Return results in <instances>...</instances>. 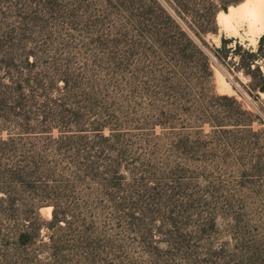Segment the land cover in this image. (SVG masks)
<instances>
[{
    "label": "rangeland",
    "instance_id": "374dc122",
    "mask_svg": "<svg viewBox=\"0 0 264 264\" xmlns=\"http://www.w3.org/2000/svg\"><path fill=\"white\" fill-rule=\"evenodd\" d=\"M174 2L0 0V127L81 130L101 160L56 192L50 233L0 228V264H264V0Z\"/></svg>",
    "mask_w": 264,
    "mask_h": 264
},
{
    "label": "trees",
    "instance_id": "16d2710c",
    "mask_svg": "<svg viewBox=\"0 0 264 264\" xmlns=\"http://www.w3.org/2000/svg\"><path fill=\"white\" fill-rule=\"evenodd\" d=\"M174 1L172 0L173 3ZM172 10L175 16L168 12L167 14L176 22L180 12L176 8ZM223 11L226 12L225 9ZM216 12L217 10L211 6L200 17L213 24ZM189 38L191 39L190 36ZM192 42L195 44L194 40ZM221 42L223 43L224 40ZM204 55L209 61L208 56L205 53ZM250 55L252 57L250 66L257 70L255 62L259 58H264V35L258 39L257 51ZM258 89L264 92V86ZM26 120H28L27 117L24 118V121ZM4 131L5 137H0V228H6L7 237L12 239L16 248L27 247L42 237L43 229L50 233L57 222H64L63 217L56 215L54 207L56 192L59 188L65 189L64 182L68 178L76 181H83L87 177L97 178L99 176L98 162L101 160L100 156H97L96 161L87 159V154L94 145L90 148L86 144H75V147L69 141L70 138L84 141L86 136L81 130L72 131V137H61L54 141L50 140L51 129L46 126L42 128L29 127L25 124L12 128L1 126L0 134ZM96 131L97 135H100L101 130ZM98 138L107 140L101 135ZM77 147L82 149L80 161L74 157L64 160L52 158L53 155L59 156V154L76 156L80 154L79 151L72 152V150ZM96 153L102 155L100 151ZM118 167L117 164L114 165L110 173L119 176ZM42 206L53 207L51 219L48 222H43L39 217L38 209ZM48 239L52 240V237Z\"/></svg>",
    "mask_w": 264,
    "mask_h": 264
},
{
    "label": "bare ground",
    "instance_id": "6f19581e",
    "mask_svg": "<svg viewBox=\"0 0 264 264\" xmlns=\"http://www.w3.org/2000/svg\"><path fill=\"white\" fill-rule=\"evenodd\" d=\"M251 1H252V0H251ZM252 5H253L252 7H249V8L247 9V13H248L250 16L254 17V16H256L257 13H258V5L255 3V1H254V3H253ZM244 11H245V10H243V12H244ZM238 14H239V13H238ZM234 16H235L234 11H233V10H229V11H227V13H219V14H217V19H218L220 22H225V21H227V20L232 19ZM237 16H238V15H237ZM254 21H256V20H254ZM256 25H257V24H256ZM257 33H258V36L255 37V38L253 39L254 44L257 42V38L259 37V35H260V34H264V23L258 25Z\"/></svg>",
    "mask_w": 264,
    "mask_h": 264
}]
</instances>
